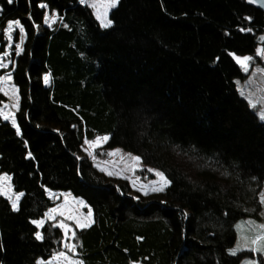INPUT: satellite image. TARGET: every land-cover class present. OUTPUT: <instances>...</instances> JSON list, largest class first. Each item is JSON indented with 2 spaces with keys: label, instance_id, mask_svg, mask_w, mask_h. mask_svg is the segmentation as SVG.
<instances>
[{
  "label": "trees",
  "instance_id": "obj_1",
  "mask_svg": "<svg viewBox=\"0 0 264 264\" xmlns=\"http://www.w3.org/2000/svg\"><path fill=\"white\" fill-rule=\"evenodd\" d=\"M154 3L155 22L192 42L189 57L219 70L225 91L162 73L159 53L135 58L83 0H0V52L9 20L25 32L11 64L17 128L0 115V175L19 194L14 207L0 193V264H39L65 248L59 226L34 223L53 205L44 187L89 204L92 223L73 231L69 250L83 264H242L252 254L239 249V230L264 218V121L238 91L235 55L264 48V12L246 0ZM104 134L106 148L165 174L160 197H133L79 157L85 139Z\"/></svg>",
  "mask_w": 264,
  "mask_h": 264
},
{
  "label": "rangeland",
  "instance_id": "obj_2",
  "mask_svg": "<svg viewBox=\"0 0 264 264\" xmlns=\"http://www.w3.org/2000/svg\"><path fill=\"white\" fill-rule=\"evenodd\" d=\"M83 2L90 6L103 27L111 28L110 36L117 44L135 58L143 60L153 53H159L164 58L159 69L162 73L205 83L220 91L226 90L219 70L189 57L193 48L192 42L175 39L172 27L161 26L155 22L154 0H83ZM54 20L55 14L47 7L44 23L50 24ZM143 20L153 24L149 32L140 33L137 30V25ZM5 34L8 41L6 50L0 52V91L5 99L0 106V115L17 128L15 114L19 109V96L11 64L16 61L12 58V53L18 54L22 51L25 32L20 21L15 19L8 21ZM255 54V56L235 55L243 72V76L237 78L236 82L240 95L249 101L258 117L264 121V48L257 47ZM108 138L109 134H104L93 140L85 139L80 146L79 157L92 163L100 173L126 181L133 197H160L168 183L165 174L147 165L136 153L121 146L106 148L105 143ZM261 189L260 197L264 214V186ZM0 193L9 198L14 207L17 206L19 194L13 190L9 174L0 175ZM47 193L53 205L41 218L34 220V223L38 229L45 222L59 226L63 232L62 243L65 248L55 252L46 260L41 259L39 264H83L82 260L69 250L74 249V243L71 241L73 231L90 226L92 223L89 204L70 191ZM248 221L253 225L258 224L259 227L254 226L252 229L249 222L243 227L239 226L242 227L239 230V242L242 244L239 249H243L248 254L252 251V254L244 258L242 264H264V255H260L262 260L256 256L258 247L264 248V218ZM37 236L41 238L40 231Z\"/></svg>",
  "mask_w": 264,
  "mask_h": 264
},
{
  "label": "water",
  "instance_id": "obj_3",
  "mask_svg": "<svg viewBox=\"0 0 264 264\" xmlns=\"http://www.w3.org/2000/svg\"><path fill=\"white\" fill-rule=\"evenodd\" d=\"M250 5L264 12V0H246Z\"/></svg>",
  "mask_w": 264,
  "mask_h": 264
},
{
  "label": "bare ground",
  "instance_id": "obj_4",
  "mask_svg": "<svg viewBox=\"0 0 264 264\" xmlns=\"http://www.w3.org/2000/svg\"><path fill=\"white\" fill-rule=\"evenodd\" d=\"M249 102V101H248ZM250 104V103H249ZM252 107V106H251ZM256 113V111H255ZM257 114V113H256ZM258 117V116H257ZM45 191H46V194L48 195V191H65V190H61V189H50L48 187H44ZM49 198H51L49 195H48Z\"/></svg>",
  "mask_w": 264,
  "mask_h": 264
},
{
  "label": "flooded vegetation",
  "instance_id": "obj_5",
  "mask_svg": "<svg viewBox=\"0 0 264 264\" xmlns=\"http://www.w3.org/2000/svg\"><path fill=\"white\" fill-rule=\"evenodd\" d=\"M62 242H63V240H62Z\"/></svg>",
  "mask_w": 264,
  "mask_h": 264
}]
</instances>
